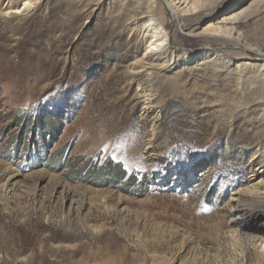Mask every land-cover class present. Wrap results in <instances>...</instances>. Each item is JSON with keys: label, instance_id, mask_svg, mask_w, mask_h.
Instances as JSON below:
<instances>
[{"label": "rangeland", "instance_id": "374dc122", "mask_svg": "<svg viewBox=\"0 0 264 264\" xmlns=\"http://www.w3.org/2000/svg\"><path fill=\"white\" fill-rule=\"evenodd\" d=\"M165 1L0 0V264H264V0Z\"/></svg>", "mask_w": 264, "mask_h": 264}, {"label": "bare ground", "instance_id": "6f19581e", "mask_svg": "<svg viewBox=\"0 0 264 264\" xmlns=\"http://www.w3.org/2000/svg\"><path fill=\"white\" fill-rule=\"evenodd\" d=\"M190 0H166L165 6L169 9L172 15L178 17L183 13H186L191 6ZM27 8V6H26ZM11 10L10 5L5 7V11L9 12ZM192 11H196V9H192ZM141 12V11H140ZM145 22L142 27V34L144 38H151L150 45L147 49L146 55L142 60L143 66L152 67L156 69L163 70L167 66H170L173 62H175V51L172 41V36L168 34L167 29L164 24L158 20L156 15L155 7H148L146 12L144 13ZM206 33H210V35L224 36L229 37L231 39L233 37V33L228 32L227 28L224 27H211ZM250 51L251 50H247ZM256 55L260 56L262 60H264V55L256 53ZM260 59V60H261ZM255 65L251 64L250 67H254ZM262 67L261 69H263Z\"/></svg>", "mask_w": 264, "mask_h": 264}, {"label": "water", "instance_id": "95a60500", "mask_svg": "<svg viewBox=\"0 0 264 264\" xmlns=\"http://www.w3.org/2000/svg\"><path fill=\"white\" fill-rule=\"evenodd\" d=\"M245 51H246V50H245ZM246 52H248V51H246ZM253 55H254L257 59H261L260 56L254 54V53H253Z\"/></svg>", "mask_w": 264, "mask_h": 264}]
</instances>
